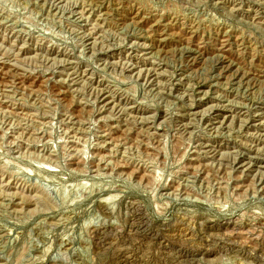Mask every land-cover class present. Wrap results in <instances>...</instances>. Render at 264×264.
Here are the masks:
<instances>
[{"label": "rangeland", "instance_id": "1", "mask_svg": "<svg viewBox=\"0 0 264 264\" xmlns=\"http://www.w3.org/2000/svg\"><path fill=\"white\" fill-rule=\"evenodd\" d=\"M111 263L264 264V0H0V264Z\"/></svg>", "mask_w": 264, "mask_h": 264}, {"label": "bare ground", "instance_id": "2", "mask_svg": "<svg viewBox=\"0 0 264 264\" xmlns=\"http://www.w3.org/2000/svg\"><path fill=\"white\" fill-rule=\"evenodd\" d=\"M115 246H116V245H115ZM111 250H112V249H111ZM117 251H118V249H117ZM121 251H122V249H121ZM111 253H112V251H111ZM111 253H110V254H111ZM122 254H123V253H122ZM121 256H122V255H121ZM110 257H111V256H110ZM125 257H126V256H125ZM113 258H114V257H113ZM110 259H112V258H110ZM122 259H123V258H122ZM105 261H106V260H105ZM110 261H111V260H110ZM112 261H113V259H112ZM112 261H111V262H112ZM119 261H120V259H119ZM113 262H114V261H113ZM114 263H115V262H114ZM114 263H113V264H114ZM111 264H112V263H111Z\"/></svg>", "mask_w": 264, "mask_h": 264}]
</instances>
